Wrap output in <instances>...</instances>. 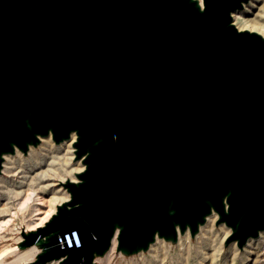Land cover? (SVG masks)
Here are the masks:
<instances>
[{"label":"water","instance_id":"obj_1","mask_svg":"<svg viewBox=\"0 0 264 264\" xmlns=\"http://www.w3.org/2000/svg\"><path fill=\"white\" fill-rule=\"evenodd\" d=\"M243 1L0 0V173L48 135L83 164L21 230L30 264L145 252L211 213L224 245L264 231V36L232 24Z\"/></svg>","mask_w":264,"mask_h":264},{"label":"bare ground","instance_id":"obj_2","mask_svg":"<svg viewBox=\"0 0 264 264\" xmlns=\"http://www.w3.org/2000/svg\"><path fill=\"white\" fill-rule=\"evenodd\" d=\"M198 2L200 5H203L202 0H198ZM230 17L232 24L238 31L247 30L264 36V0H245L242 2L241 9L231 11ZM40 139L39 148L35 150L34 147L30 146L26 157L15 159L10 154H4L5 161L2 164L0 173V202L3 201L0 204V232L13 228L18 220L25 219V214L30 212H35V214L30 216L29 221L26 220L28 221L27 223L24 221L27 226L26 229L34 230L38 226L43 225L55 211V206H52V202L57 198V191L54 186L56 184L61 185V182H64L66 178L75 181V173L81 172L83 169L81 159L74 160L73 143L75 137L73 133H71L68 140L60 143H54L50 135L40 137ZM15 153L16 155L19 154L17 150ZM48 192L52 194V196L50 195L51 198L47 200L48 202L45 201L46 204H49V210H46L45 214L40 216V205L44 204L42 201L44 198L42 197ZM68 197V193H65L62 197L60 196L58 204L66 201ZM216 219L217 215L215 213L207 216L205 223L200 225L196 237L199 238L200 234H202L204 241L206 239L211 241L210 239L216 236V231H213ZM220 226H224V230L222 229L224 233L222 232V237L219 236L222 241L229 236L231 231L223 223H220ZM189 235V232L185 231L184 235L178 236L176 242L179 250H183L181 252L183 257H186L189 250L188 247L191 245ZM229 247L232 255L231 259L233 260V256L238 254L235 241L231 242ZM114 248L115 240L112 242L107 253L113 252ZM198 248H201V246L197 247V250ZM148 249L150 256L142 258L144 264H156V262L163 261L166 252L168 253L165 241L160 238H156ZM212 250H214L213 253H217L221 248L213 247ZM239 251H241L238 254L240 257L239 264H264V231H261L256 238H249L243 249ZM10 253L15 254V259L9 263L5 260L7 259L6 256ZM36 254H38L36 247H28L22 250H18L16 246L4 247L0 249V264H17L22 261L30 262L35 258ZM201 256L203 257L202 253ZM204 259L202 260L204 261ZM185 261L184 264L186 263ZM199 263L202 264V262Z\"/></svg>","mask_w":264,"mask_h":264},{"label":"rangeland","instance_id":"obj_3","mask_svg":"<svg viewBox=\"0 0 264 264\" xmlns=\"http://www.w3.org/2000/svg\"><path fill=\"white\" fill-rule=\"evenodd\" d=\"M40 143H41V140H40ZM39 144L36 147H34L35 150L39 148L38 147ZM26 154L23 155L21 152H19V154L16 155V153H15V154L12 155V158L18 159L20 157H26L27 156ZM74 157H75V155H74ZM4 161H5V159L3 160V162ZM66 179L68 180V178H66ZM54 187H55V190L57 191V193H56L57 198L53 201L54 203L52 202V206L56 207V205L58 204L59 197L60 196L62 197L67 192H66L65 188L63 186H61L60 184H56ZM50 195L52 196V194L50 192H48L45 195H43V197H42V198H44V199H42L44 204L40 205V208H41L40 209L41 211L39 212L40 216H43L45 214L46 210H49V204L47 203L48 204L47 205L45 203V201L48 202L47 200H49L51 198ZM1 203H3V201H1L0 204ZM34 214H35V212L26 213L25 214V219H23L21 221L18 220L16 222L15 226H13V228L5 230V231H1L3 233L0 232V249L4 248V247L5 248L6 247H14V246L17 245V243L21 240L20 239L21 230L22 229L27 230L26 229L27 226H26L25 223H27L29 221L30 216H32ZM26 220H28V221H26ZM24 221H26V222L24 223ZM213 226H214L213 231H216V233H215L216 236L215 237H217V236L218 237L217 238L213 237L214 239L211 238L210 239L211 241L206 239V240H208V241L205 240L206 242L203 240L204 237L202 236V234H200L201 238L200 237L199 238L196 237L197 234L193 238L190 237V239H191L190 244L191 245H189V247H188L189 250H188V254L186 255V257H183V255L181 254V252L183 250H181V251L179 250V247L177 246V243H172V242H169V241L165 242L166 249H168L167 250L168 253L166 252L165 259L163 261L161 260L158 263L156 262V264H184L185 260H187V261H185L186 262L185 264H197L199 262H202V264H239L238 262H239L240 257H239L238 254L241 253V251H239V249H237L238 254L233 256V260H232L231 259L232 258L231 250H230V247H229L231 243H229L227 245H224V242H225L226 238L223 239L222 241L220 240L219 236L222 237V232L224 233V231H223L224 230V228H223L224 226H220V223L216 224V225L214 223ZM182 240H183V238H182ZM219 241H220V243L218 244ZM200 246H201V248H198V250H197V247H200ZM213 247H219V248H221V250L219 252H217V253H213L214 252V250H212ZM203 249H204V251H203ZM148 250L145 251V252L141 251V253L138 252V253H136L134 255H124L121 252H117L115 250V248H114L113 252L106 253L107 255L106 254L103 255V257H97L95 259V264H144L142 262V258L150 256ZM178 250H179V252H178ZM201 253L203 254V257H204V255H206L204 257L206 259H204L201 256ZM199 254H200V256H199ZM180 255H181V257H180ZM6 258L7 259L5 261L10 263V262H12L15 259V254L14 253H10V254H8L6 256ZM182 258L185 259V260H183ZM195 258H197L198 260L195 259ZM234 258H235V260H234ZM199 259L200 260L204 259V261L203 260L200 261ZM55 263H56V261L55 262L46 263V264H55ZM17 264H30V262L29 261H22V262H19Z\"/></svg>","mask_w":264,"mask_h":264},{"label":"clouds","instance_id":"obj_4","mask_svg":"<svg viewBox=\"0 0 264 264\" xmlns=\"http://www.w3.org/2000/svg\"><path fill=\"white\" fill-rule=\"evenodd\" d=\"M72 238L74 240V243L77 245L78 244V238L77 235L74 232H71ZM65 242L67 244V246L69 247V240L68 237L66 236Z\"/></svg>","mask_w":264,"mask_h":264}]
</instances>
